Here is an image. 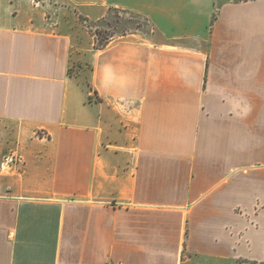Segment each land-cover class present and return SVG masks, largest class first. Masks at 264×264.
Masks as SVG:
<instances>
[{
  "label": "crops",
  "instance_id": "1",
  "mask_svg": "<svg viewBox=\"0 0 264 264\" xmlns=\"http://www.w3.org/2000/svg\"><path fill=\"white\" fill-rule=\"evenodd\" d=\"M10 152L0 264L263 262L264 0H0Z\"/></svg>",
  "mask_w": 264,
  "mask_h": 264
},
{
  "label": "rangeland",
  "instance_id": "2",
  "mask_svg": "<svg viewBox=\"0 0 264 264\" xmlns=\"http://www.w3.org/2000/svg\"><path fill=\"white\" fill-rule=\"evenodd\" d=\"M80 21H85L83 24L88 32L93 35L95 47H102L105 42H110L127 34L146 37V34H150L152 31V25L146 17L132 10L111 9L98 20L86 21L80 17ZM239 264H264V261L261 263L240 261Z\"/></svg>",
  "mask_w": 264,
  "mask_h": 264
},
{
  "label": "built area",
  "instance_id": "3",
  "mask_svg": "<svg viewBox=\"0 0 264 264\" xmlns=\"http://www.w3.org/2000/svg\"><path fill=\"white\" fill-rule=\"evenodd\" d=\"M22 165V158L19 154L10 152L3 156L2 160L0 161V170L8 171L17 169L20 170Z\"/></svg>",
  "mask_w": 264,
  "mask_h": 264
},
{
  "label": "trees",
  "instance_id": "4",
  "mask_svg": "<svg viewBox=\"0 0 264 264\" xmlns=\"http://www.w3.org/2000/svg\"><path fill=\"white\" fill-rule=\"evenodd\" d=\"M108 42H105L102 47H104L105 45H107ZM102 47H96V48H102Z\"/></svg>",
  "mask_w": 264,
  "mask_h": 264
}]
</instances>
